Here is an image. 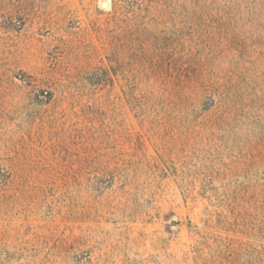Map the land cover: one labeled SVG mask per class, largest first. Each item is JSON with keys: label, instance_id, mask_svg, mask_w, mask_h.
I'll list each match as a JSON object with an SVG mask.
<instances>
[{"label": "rangeland", "instance_id": "rangeland-1", "mask_svg": "<svg viewBox=\"0 0 264 264\" xmlns=\"http://www.w3.org/2000/svg\"><path fill=\"white\" fill-rule=\"evenodd\" d=\"M0 264H264V0H0Z\"/></svg>", "mask_w": 264, "mask_h": 264}]
</instances>
